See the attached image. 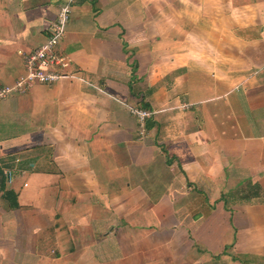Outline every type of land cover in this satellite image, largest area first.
Instances as JSON below:
<instances>
[{"label": "crops", "instance_id": "crops-1", "mask_svg": "<svg viewBox=\"0 0 264 264\" xmlns=\"http://www.w3.org/2000/svg\"><path fill=\"white\" fill-rule=\"evenodd\" d=\"M62 1L0 0V85ZM59 49L0 101V264H264V0H75Z\"/></svg>", "mask_w": 264, "mask_h": 264}, {"label": "built area", "instance_id": "built-area-1", "mask_svg": "<svg viewBox=\"0 0 264 264\" xmlns=\"http://www.w3.org/2000/svg\"><path fill=\"white\" fill-rule=\"evenodd\" d=\"M75 0H65L59 4L54 21L47 25V37L38 46L28 51H18L24 65V72L12 83L0 85V101L13 93H21L30 82L52 84L65 77H73L66 68L71 59L59 49V42L70 18L71 4ZM129 111L138 120L139 134L145 136V120L152 112L138 106H129Z\"/></svg>", "mask_w": 264, "mask_h": 264}, {"label": "trees", "instance_id": "trees-1", "mask_svg": "<svg viewBox=\"0 0 264 264\" xmlns=\"http://www.w3.org/2000/svg\"><path fill=\"white\" fill-rule=\"evenodd\" d=\"M148 120H149V119H146V122H148ZM146 124H147V126H150V124H149V123H146Z\"/></svg>", "mask_w": 264, "mask_h": 264}]
</instances>
